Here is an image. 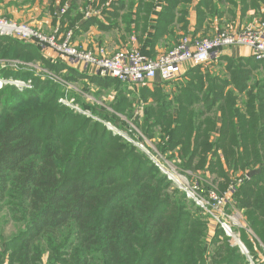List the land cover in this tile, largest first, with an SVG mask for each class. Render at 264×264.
<instances>
[{"label": "trees", "instance_id": "16d2710c", "mask_svg": "<svg viewBox=\"0 0 264 264\" xmlns=\"http://www.w3.org/2000/svg\"><path fill=\"white\" fill-rule=\"evenodd\" d=\"M84 2L75 0L63 14L67 22L59 34L72 31L75 39L82 21L109 31L122 24L125 34L136 31L146 53L150 44L154 52V42L146 41L152 27L173 35L170 27L183 24L179 30L188 34L195 0ZM263 6L264 0H201L196 30L210 18H234L233 9L243 16L255 10L264 19ZM89 9L99 16L87 17ZM3 45L12 52L0 57L42 61L74 81L113 88L117 98L129 91L118 80L46 60L30 42L0 37ZM0 77L31 79L34 86L23 93L14 85L0 91V213L18 226L8 237L0 235V264H44L45 256V264H264V62L222 57L209 67L189 68L178 82L157 80L160 88L175 85L168 93L144 88L142 98H151L146 132L159 129V151L177 150L184 170L205 179L208 169L225 187L236 188V208L255 233L243 253L222 243L225 233L217 229L214 245L220 240L222 246L212 255L206 220L135 146L60 105L59 86L52 82L15 70ZM126 104L119 100L115 108L124 112ZM240 173L244 179L237 184L232 177Z\"/></svg>", "mask_w": 264, "mask_h": 264}, {"label": "rangeland", "instance_id": "374dc122", "mask_svg": "<svg viewBox=\"0 0 264 264\" xmlns=\"http://www.w3.org/2000/svg\"><path fill=\"white\" fill-rule=\"evenodd\" d=\"M61 10L62 9H60L59 12L60 14H61ZM0 18H5V17H0ZM230 18H231L230 14L227 13L226 20L231 21ZM5 19L15 21L19 24L24 23V22H18L14 19H9V18H5ZM253 19H256L255 21L257 22L260 20L262 21L264 20L260 17V14L258 13L254 15ZM56 22L57 21H55V24ZM246 22L248 21H245L243 25L248 26ZM33 28L38 30L40 33H42V35H44L48 39L54 37L55 34H57V38L60 39V36L62 35L59 34L58 32L55 33V31L54 32L51 31V33H47L35 27ZM221 31L222 30L219 29L215 33L209 32L212 34L208 36H206V34L205 35L202 34L201 37L199 38L201 39L211 38L219 34ZM184 35L186 36L188 34L184 33ZM109 37L112 40L105 41ZM109 37L105 38L103 44L97 46L110 52V48H112L113 46L112 44L115 42V39L113 36H109ZM63 39H64V35L61 37V42L63 41ZM23 42H27V41H23ZM106 42L107 45H105ZM30 43L35 44L42 49L41 54L43 58L46 60L55 61V62L64 61L67 64L71 62L68 61L65 57H63L59 52L55 51L50 45L48 47L43 43L42 44H39L38 42H30ZM5 47L6 46L0 47V55H2L1 52L5 50L9 51L10 53L12 52V50L6 49ZM141 51L140 52L142 54L144 53V55L148 58L150 57L156 58L158 56V55L152 56L148 51L146 53L143 50ZM9 70L30 72L35 78L41 79L43 81H50L53 84L59 86L60 105L70 109V111L75 114H79L84 118L91 119L93 122L101 123V125L104 128L106 127L108 131L113 133L115 136L121 137L126 143L135 146L140 153H143L147 157V159L160 171V173L163 176H165L166 180L171 183L172 188L182 193L186 197L187 201L190 204H193L190 210L196 215H198V217L206 220L209 228L208 231L209 236L207 238V241L209 243V252H208L209 255H212V253L216 250V248L222 246L220 240L219 242H217V244L214 245V238H215L214 235L217 229H222L224 231L220 223H218L217 219L214 218L215 215L219 212L225 213L228 216H230L231 219L230 218L227 219L229 221L230 228L232 230V235H231L232 237H230L224 231L226 237L223 236V239L226 240H222L221 242L222 243L227 242V244L230 245V248L236 247L241 252L243 253L246 252L245 248H243L241 244H243L245 247V240L251 237H255V233L253 229H251V227L249 226V223L247 222V217L245 214H243L244 212H239V210L236 208L235 202L232 198V195L236 190V188L231 187L228 189L227 187H225L224 186L225 181L221 178L216 179V176L212 174L211 171L208 169L204 170L205 179L203 178L202 173L199 171L190 172L184 170L182 165V160L178 157L179 155L177 150L174 153H168L166 155H163L159 151L158 149V144L160 143L159 129L155 131L153 134H148L146 132V125L148 124V122L146 121V116L148 112L147 107L151 106L150 105L151 98L150 97L142 98L143 92H145L144 88L146 90H149L150 92L159 91L163 89L162 93H168L174 89L175 87L174 84L165 86L163 88H160L162 86V85L160 86V84H163L161 82L142 84V86L140 85L138 87H134L133 89H128L129 91L125 93V97L121 96L117 98L115 96L116 90L113 88L103 89L99 86H96L95 83L90 82V80L74 81L67 77L69 75L67 72L64 71V72L56 73L52 69H49L47 66H45L43 62L39 60L25 62L24 60H22V58L15 59L12 56H10V54L8 58L0 57V72L9 71ZM0 79L6 81V83L0 89V91H2L7 86L8 87L13 86L12 83L14 82V80H11L9 78H2V77H0ZM31 81H32L31 79L24 81V83H26L25 86H20V87L14 86V87L18 88L16 90L19 93H23L26 90L29 91L30 88L28 89V86L32 85ZM33 89L34 86L32 87V90ZM95 92L96 93L99 92L101 93V95L95 94ZM122 99H125V101L127 102L126 104L127 106H124L125 109L124 112L119 113L115 107H117L118 101ZM143 99L144 101H149L148 104L145 103ZM115 102L116 105L114 106ZM110 117L113 118L114 121ZM109 125H111V127ZM113 128L118 129L119 132L115 129L113 130ZM173 155L174 158H171L173 157ZM228 172L230 173L231 171L228 169ZM167 173H169L172 177H169ZM179 178H183V182L186 184L185 185L186 188L195 189L198 198L200 200L201 199L204 200L205 206L196 203L195 200L192 199V197H190L183 190V187L182 189H180L179 187H176L174 185L175 179H179ZM243 179L244 178L242 173L232 177V181H234L235 183L237 182V184H240L243 181ZM214 192L216 193V196L219 198L217 201L213 200L212 194ZM3 219H5V213H0V235L1 236L4 235L8 237L17 231L18 226H15V224L10 220H8L7 222L4 221ZM243 230L245 231V233L242 232ZM234 231L239 235H236ZM235 241H238L239 245ZM46 262H47V256L43 258V263L45 264Z\"/></svg>", "mask_w": 264, "mask_h": 264}, {"label": "built area", "instance_id": "2783aa9c", "mask_svg": "<svg viewBox=\"0 0 264 264\" xmlns=\"http://www.w3.org/2000/svg\"><path fill=\"white\" fill-rule=\"evenodd\" d=\"M67 10L66 8L62 9L61 14H66ZM86 15L87 17H95L99 16V12L89 9ZM0 37L43 43L48 47L50 45L68 61L85 66L86 69H91V73L102 78L118 80L129 89L142 84L154 83L157 80L162 82L178 81L187 72L188 68L206 66L213 59H216L222 50L228 48H249L252 50L253 58L256 61L264 62V20L240 28L229 27L211 38L183 37L172 50L162 53L156 58H148L136 48L123 49L110 54L99 46L91 48L78 47L74 44L72 31L67 32L61 42V39L57 38V34L48 39L30 24H19L5 18H0ZM134 40L133 37L132 41ZM5 83L6 81L0 79V89ZM12 84L20 87L25 86L26 83L14 80ZM32 87L30 85L28 89L32 90ZM109 126L111 127V125ZM115 130L118 131V129ZM167 174L172 177L169 173ZM174 185L180 189L183 187V190L196 203L205 206L204 200L198 198L194 188L185 187L186 184L183 182V178L175 179ZM214 193L212 194L213 200L217 201L219 198ZM214 218L220 223L225 233L232 237V230L227 219L230 216L219 212ZM241 245L245 248L243 244Z\"/></svg>", "mask_w": 264, "mask_h": 264}, {"label": "crops", "instance_id": "0c3cea01", "mask_svg": "<svg viewBox=\"0 0 264 264\" xmlns=\"http://www.w3.org/2000/svg\"><path fill=\"white\" fill-rule=\"evenodd\" d=\"M75 0H0V17H5L9 19H14L18 22H24L29 23L31 26L40 29L42 31H45L47 33H51V31H55V33L59 32V30H63V22H67L64 19V15L60 14V9H68L72 5V3ZM78 5L84 4V0H76ZM201 0H195L192 6L188 8V35L190 37L197 36L201 37V35L208 36L212 33H215L219 29H227L228 27H234V28H240L244 27V22H246L247 25L258 23L260 21H255L256 19H253L254 15H256L255 10H250L247 12L245 16L242 15V12L240 10H234V15L230 16L231 21L226 20V15L222 21H220L217 18H210L209 20L204 23L203 28L198 32L196 30L197 28V6L200 3ZM229 6H226V11L229 10ZM82 9V8H81ZM69 10V9H68ZM262 10H264V6L262 7ZM137 6L134 9V14L137 15ZM82 13V11L80 10ZM68 13V12H67ZM66 13V14H67ZM65 14V15H66ZM259 17V16H258ZM152 19L156 20L157 16L153 15ZM55 21L56 24H55ZM230 22V23H229ZM86 21L79 22L78 24V32L74 39V44L78 47L83 48H91L96 47L97 45L103 44L105 38L109 36H113L115 39V42L112 44V48H110V54L116 53L118 50L123 49H131L136 48L141 51V45L137 41V33L136 31H133L132 34L129 36L125 34L123 30V25L121 24L120 28H116V30H106L101 29L98 27V25L94 26H85ZM177 25V26H176ZM183 24H175L174 27H170V31H174L175 34H177V37H174L175 34L170 35V32L168 34L163 33V29L159 30L155 27L150 28L149 32L147 33V39L151 42H154V52L150 49L152 45L150 44L147 49L150 51L149 53L153 56L160 55L162 53L168 52L170 49L175 47L178 42L184 37V31H181V27ZM212 29V31H211ZM52 32V33H53ZM212 32V33H209ZM116 33V35H115ZM63 36V34L60 36ZM135 38L134 41H132V38ZM180 39V40H179ZM112 40L110 37L105 41ZM147 41V42H149ZM107 45V42L105 43ZM109 50V49H108ZM114 50V51H113ZM166 50V51H165ZM142 52V51H141ZM227 57V58H235V59H249L253 58L252 50L249 48H241V47H235V48H228L221 51L220 55L213 59L211 62H215L216 60ZM211 62L206 65L209 66ZM71 66H73L75 69L79 71H87L88 75H91V69H86L85 66H82L80 64L76 63H69ZM89 70V71H88ZM185 75V74H184ZM183 75V76H184ZM183 78V77H182ZM181 78V79H182ZM180 79V80H181ZM179 81V80H178ZM175 81V82H178Z\"/></svg>", "mask_w": 264, "mask_h": 264}, {"label": "bare ground", "instance_id": "6f19581e", "mask_svg": "<svg viewBox=\"0 0 264 264\" xmlns=\"http://www.w3.org/2000/svg\"><path fill=\"white\" fill-rule=\"evenodd\" d=\"M239 241V240H238Z\"/></svg>", "mask_w": 264, "mask_h": 264}]
</instances>
